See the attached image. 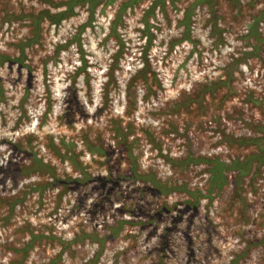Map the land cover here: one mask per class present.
Here are the masks:
<instances>
[{"label":"rangeland","instance_id":"rangeland-1","mask_svg":"<svg viewBox=\"0 0 264 264\" xmlns=\"http://www.w3.org/2000/svg\"><path fill=\"white\" fill-rule=\"evenodd\" d=\"M0 264H264V0H0Z\"/></svg>","mask_w":264,"mask_h":264},{"label":"trees","instance_id":"trees-1","mask_svg":"<svg viewBox=\"0 0 264 264\" xmlns=\"http://www.w3.org/2000/svg\"><path fill=\"white\" fill-rule=\"evenodd\" d=\"M64 15V14H63ZM79 180V179H78ZM156 185H158L159 187H162V188H164L165 186H163L162 184H160V183H157L156 182Z\"/></svg>","mask_w":264,"mask_h":264}]
</instances>
